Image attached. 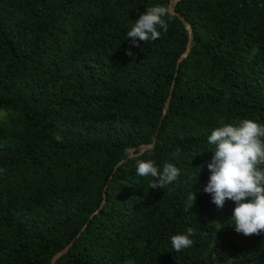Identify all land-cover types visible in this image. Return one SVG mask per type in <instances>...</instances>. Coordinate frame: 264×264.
Segmentation results:
<instances>
[{
  "label": "trees",
  "instance_id": "trees-1",
  "mask_svg": "<svg viewBox=\"0 0 264 264\" xmlns=\"http://www.w3.org/2000/svg\"><path fill=\"white\" fill-rule=\"evenodd\" d=\"M170 4L0 0V264H53L70 244L55 264H264V232L237 233L235 202L203 191L212 131L264 124V0H181L180 63L175 14L158 40L127 38ZM149 159L179 178L151 189L135 170Z\"/></svg>",
  "mask_w": 264,
  "mask_h": 264
},
{
  "label": "clouds",
  "instance_id": "clouds-1",
  "mask_svg": "<svg viewBox=\"0 0 264 264\" xmlns=\"http://www.w3.org/2000/svg\"><path fill=\"white\" fill-rule=\"evenodd\" d=\"M170 15L168 6L147 7V12L141 14L127 32V38H131L135 46H139L140 41L158 40L161 36L158 29L167 31L165 17ZM55 138L60 139L59 136ZM207 142L214 146V156L207 164L211 174L203 191L211 194L212 202L220 209L228 200L235 202L231 224L237 233L245 236L261 234L264 232V124L251 119L235 125L222 124L212 131ZM135 170L139 176L153 178L151 189H163L180 176V170L173 163H165L161 171L150 159L137 160ZM188 198L195 201V192ZM194 234L189 227L187 234L173 235V249L179 252L191 247L193 240L190 237Z\"/></svg>",
  "mask_w": 264,
  "mask_h": 264
},
{
  "label": "water",
  "instance_id": "water-1",
  "mask_svg": "<svg viewBox=\"0 0 264 264\" xmlns=\"http://www.w3.org/2000/svg\"><path fill=\"white\" fill-rule=\"evenodd\" d=\"M181 0H171V4H170V9H171V14H175L179 17V19L183 22V24L185 25L188 33H189V42H188V47H187V51L186 53L182 56V58L179 60V63L182 62V60L188 56V54L190 53V50H191V47H192V41H193V30H192V27H191V24L181 15L179 14L177 11H176V5L180 2ZM170 102H171V96L168 98L166 104H165V108H164V113L166 114L169 107H170ZM154 146V143L153 144H147V145H144L143 146V152L145 150H148L149 148L153 147ZM135 153V149L132 150V155H134ZM142 153V152H141ZM140 153V154H141ZM104 202L102 204V206L105 204L106 202V195L104 194ZM71 246V244H70ZM70 246H67L65 249H63L61 252H59L57 255L54 256L53 258V264L56 263V261L61 257L63 256L70 248Z\"/></svg>",
  "mask_w": 264,
  "mask_h": 264
}]
</instances>
